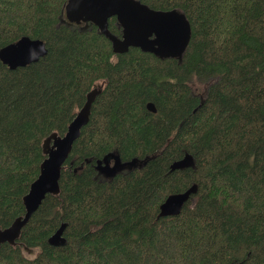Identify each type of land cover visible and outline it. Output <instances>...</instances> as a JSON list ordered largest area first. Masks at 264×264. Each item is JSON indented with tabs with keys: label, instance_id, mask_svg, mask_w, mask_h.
Listing matches in <instances>:
<instances>
[{
	"label": "trees",
	"instance_id": "obj_1",
	"mask_svg": "<svg viewBox=\"0 0 264 264\" xmlns=\"http://www.w3.org/2000/svg\"><path fill=\"white\" fill-rule=\"evenodd\" d=\"M141 1L186 13L181 62L138 47L115 53L94 23L66 18L67 0H0V47L25 35L47 47L25 66L0 60V228L25 213L44 139L63 135L101 84L60 193L1 245L0 264H264V0ZM109 28L120 35L116 17ZM111 151L149 159L101 181L96 160ZM185 153L194 166L171 170ZM193 183L180 213L158 216ZM62 222L66 242L50 244Z\"/></svg>",
	"mask_w": 264,
	"mask_h": 264
},
{
	"label": "water",
	"instance_id": "obj_2",
	"mask_svg": "<svg viewBox=\"0 0 264 264\" xmlns=\"http://www.w3.org/2000/svg\"><path fill=\"white\" fill-rule=\"evenodd\" d=\"M64 13L69 21L94 23L98 30L111 41L115 53H124L130 47H138L159 58H176L181 62L192 35L191 22L182 9L176 7L157 9L141 0H67ZM111 17L117 18L121 29L120 35L110 30L109 18ZM46 52L44 40L25 35L0 47V60L9 68H16L37 61ZM100 92L101 86H96L87 93L86 101L63 135L53 132L44 139L43 150L46 156L40 164L38 176L31 182L28 192L23 196L25 213L17 216L9 226L0 228V247L5 242L16 243L22 228L48 193H60L62 167L72 151L74 142L80 136L82 128L88 123L93 103ZM147 108L156 111L153 102H148ZM110 157L114 158L113 164H110ZM148 159L149 157L146 156L141 161L145 162ZM138 160V157H133L123 162L118 154L111 151L97 160L96 168L105 178L112 179L118 171L126 166L136 165ZM194 164L193 155L185 153L182 158L171 163L170 169H182ZM196 192L197 184L194 183L184 192L170 193L160 204L158 216L180 213L184 204ZM65 227L66 222H62L48 238V242L53 245L64 244L66 242Z\"/></svg>",
	"mask_w": 264,
	"mask_h": 264
},
{
	"label": "flooded vegetation",
	"instance_id": "obj_3",
	"mask_svg": "<svg viewBox=\"0 0 264 264\" xmlns=\"http://www.w3.org/2000/svg\"><path fill=\"white\" fill-rule=\"evenodd\" d=\"M97 86H101V84H98ZM113 152H115L116 154H118V156H119V158H120V160L121 161H123V162H127V161H129V160H131V159H124V158H122L121 157V155L118 153V152H116V151H113ZM99 159V158H98ZM141 159H143V158H139V160L137 161V163H136V165H133L132 167H124L122 170H120V171H118L117 172V174L115 175V176H117V175H119V174H127V173H129L130 171H133V170H135V169H140V168H142L146 163H147V161L148 160H146L145 162H143V161H141ZM109 161H110V164H113L114 163V158L113 157H110L109 158ZM114 176V177H115ZM113 177V178H114ZM96 178H98L99 180H105V176L102 174V175H97L96 176Z\"/></svg>",
	"mask_w": 264,
	"mask_h": 264
},
{
	"label": "rangeland",
	"instance_id": "obj_4",
	"mask_svg": "<svg viewBox=\"0 0 264 264\" xmlns=\"http://www.w3.org/2000/svg\"><path fill=\"white\" fill-rule=\"evenodd\" d=\"M192 84H193V88L196 91V93L201 94L205 89V85H203V83H201V82L193 81ZM195 201L196 200L194 199V201H192V203H194ZM27 253L35 254V252H30V251H28Z\"/></svg>",
	"mask_w": 264,
	"mask_h": 264
},
{
	"label": "bare ground",
	"instance_id": "obj_5",
	"mask_svg": "<svg viewBox=\"0 0 264 264\" xmlns=\"http://www.w3.org/2000/svg\"><path fill=\"white\" fill-rule=\"evenodd\" d=\"M76 114H77V113H76ZM68 157H69V156H68ZM67 159H68V158H67ZM67 159H66V160H67ZM97 160H98V159H97ZM97 160H96L95 168H96V166H97V164H98V163H97ZM96 170L98 171V174H99V175H102V173H100L99 170H98L97 168H96ZM105 179H109V178H105ZM193 184H194V183H193ZM193 184H192V185H193ZM192 185H190L187 189H189ZM187 189H186V190H187ZM60 190H61V188H60ZM186 190H184V191H186ZM184 191H180V192H184ZM50 194L58 195L59 193H52V192H50ZM193 195H194V194H193ZM192 197H193V196H192ZM190 199H191V198H190ZM24 248H25V249H24L25 252H28V251H30V252H34V249L29 250V248H28V249H27L26 247H24ZM27 255H28V256H32V253H27Z\"/></svg>",
	"mask_w": 264,
	"mask_h": 264
}]
</instances>
